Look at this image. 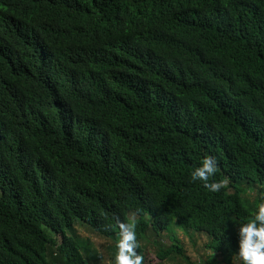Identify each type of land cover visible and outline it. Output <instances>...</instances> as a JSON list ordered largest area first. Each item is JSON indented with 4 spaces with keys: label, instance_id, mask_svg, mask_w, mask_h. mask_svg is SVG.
Wrapping results in <instances>:
<instances>
[{
    "label": "trees",
    "instance_id": "obj_1",
    "mask_svg": "<svg viewBox=\"0 0 264 264\" xmlns=\"http://www.w3.org/2000/svg\"><path fill=\"white\" fill-rule=\"evenodd\" d=\"M260 191L264 0H0V264H114L117 217L144 260L167 231L160 260L201 264L178 227L235 264Z\"/></svg>",
    "mask_w": 264,
    "mask_h": 264
},
{
    "label": "clouds",
    "instance_id": "obj_2",
    "mask_svg": "<svg viewBox=\"0 0 264 264\" xmlns=\"http://www.w3.org/2000/svg\"><path fill=\"white\" fill-rule=\"evenodd\" d=\"M12 14V13H11ZM11 19V18H10ZM219 167L218 159L213 154H205L190 172L193 181H200L209 192H216L224 186L223 180H213ZM256 195L255 211L238 231V251L235 256L240 264H264V191ZM119 239L116 241L114 264H142L144 257L137 251L139 241L135 221L116 218Z\"/></svg>",
    "mask_w": 264,
    "mask_h": 264
},
{
    "label": "rangeland",
    "instance_id": "obj_3",
    "mask_svg": "<svg viewBox=\"0 0 264 264\" xmlns=\"http://www.w3.org/2000/svg\"><path fill=\"white\" fill-rule=\"evenodd\" d=\"M250 195L254 197L255 192L251 193ZM79 233L85 240L89 242V246L91 249H96L104 256V259H107V246L110 244V241L108 239H103L101 237L96 236L94 233L83 229H79ZM172 233L176 236L179 241H181L186 254L190 257L192 261L204 264V262L209 260L207 259L209 257V251L205 249V244L208 241V238L205 234L193 231H188V233H186L178 227H175ZM155 237L156 235H149V243H147L146 241L142 242L145 245L144 264H181V262L175 259L160 260L156 256V245H154L153 241L155 240V242L170 244L167 231H162L160 234V238L155 239ZM235 264H240L239 259L235 260Z\"/></svg>",
    "mask_w": 264,
    "mask_h": 264
}]
</instances>
